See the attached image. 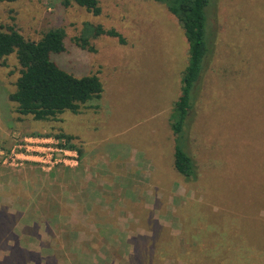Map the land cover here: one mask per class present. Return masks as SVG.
<instances>
[{
  "label": "rangeland",
  "instance_id": "374dc122",
  "mask_svg": "<svg viewBox=\"0 0 264 264\" xmlns=\"http://www.w3.org/2000/svg\"><path fill=\"white\" fill-rule=\"evenodd\" d=\"M210 4L213 53L187 129L201 181L190 184L173 166L170 129L189 42L165 4L101 0L102 13L94 15L56 0H0V21L29 39L65 28L66 49L55 60L76 76L96 72L104 84L102 97L80 112L35 120L16 113L8 98L16 61L0 65V212L8 219L0 229L9 238L0 241V264H138L131 256L144 236L186 246L189 214L216 196L213 187L239 197L264 189L243 178L264 174V0ZM85 22L116 28L126 43L103 35L92 39L96 51L82 48L75 38ZM33 136L65 140L77 150L78 165L3 164V154ZM218 200L234 212L226 193ZM17 241L30 259L13 252ZM182 254L166 253L164 264L188 263Z\"/></svg>",
  "mask_w": 264,
  "mask_h": 264
},
{
  "label": "trees",
  "instance_id": "16d2710c",
  "mask_svg": "<svg viewBox=\"0 0 264 264\" xmlns=\"http://www.w3.org/2000/svg\"><path fill=\"white\" fill-rule=\"evenodd\" d=\"M56 1L65 7L77 4L94 15L102 13L101 0ZM155 1L165 4L178 18L189 42V59L182 72L181 94L170 114V129L173 134V166L185 182L197 183L201 181L200 171L196 158L189 150L187 129L190 117H193L199 81L213 53L214 36L208 16L211 0ZM103 35L126 43V37L116 28L90 22L84 23L82 33L75 40L82 48L96 51L92 39ZM65 38L63 27L50 28L43 32L40 39L33 40L25 37L15 24L0 21V65L8 66L11 57L16 61L18 76L15 89L8 98L19 115H30L41 121L58 120L65 111L78 113L89 101L102 97L104 84L98 73L76 76L55 60V56L66 49ZM59 136L65 135L62 133ZM250 177H254L257 184L264 188V174L259 177L244 175L243 178ZM222 186L213 187L216 196L205 197L198 211L189 214V221L185 223L187 233L182 236L186 244L184 248L176 238L164 242L160 240L161 235L144 236L139 239L143 240V244L136 243L132 260L136 259L138 264H164L163 255L178 250L189 259L186 264H264V217L260 214L264 209V189L239 197L234 195L233 190L221 191L226 188ZM223 193L233 202L232 210L239 214L231 212L226 202L218 200ZM234 215L239 219H233ZM7 223V216L0 212V227ZM13 229L10 225V232ZM8 240L0 229V241ZM17 243L13 252L24 254L25 260L30 259L31 252ZM145 243L152 244V249H147ZM140 257L146 260L141 261Z\"/></svg>",
  "mask_w": 264,
  "mask_h": 264
},
{
  "label": "built area",
  "instance_id": "2783aa9c",
  "mask_svg": "<svg viewBox=\"0 0 264 264\" xmlns=\"http://www.w3.org/2000/svg\"><path fill=\"white\" fill-rule=\"evenodd\" d=\"M3 155V164L9 167L35 162L43 170H51L59 164L72 167L79 163L77 150L69 147L65 140L53 136L24 138Z\"/></svg>",
  "mask_w": 264,
  "mask_h": 264
}]
</instances>
